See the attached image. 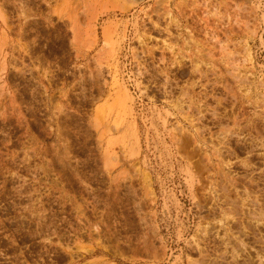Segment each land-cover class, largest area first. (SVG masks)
<instances>
[{"label": "rangeland", "instance_id": "1", "mask_svg": "<svg viewBox=\"0 0 264 264\" xmlns=\"http://www.w3.org/2000/svg\"><path fill=\"white\" fill-rule=\"evenodd\" d=\"M0 264H264V0H0Z\"/></svg>", "mask_w": 264, "mask_h": 264}]
</instances>
